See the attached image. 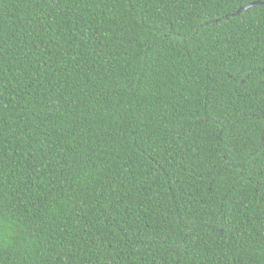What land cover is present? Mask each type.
Listing matches in <instances>:
<instances>
[{"label":"trees","instance_id":"16d2710c","mask_svg":"<svg viewBox=\"0 0 264 264\" xmlns=\"http://www.w3.org/2000/svg\"><path fill=\"white\" fill-rule=\"evenodd\" d=\"M256 1L0 0V264H264Z\"/></svg>","mask_w":264,"mask_h":264},{"label":"water","instance_id":"95a60500","mask_svg":"<svg viewBox=\"0 0 264 264\" xmlns=\"http://www.w3.org/2000/svg\"><path fill=\"white\" fill-rule=\"evenodd\" d=\"M256 6H264V2L262 1H256L253 2L251 4H249L248 6L241 8L240 10H238L236 13L232 14V17H235L237 15H240L242 12H246L251 10L252 8L256 7ZM227 19L229 18V16L226 17Z\"/></svg>","mask_w":264,"mask_h":264}]
</instances>
